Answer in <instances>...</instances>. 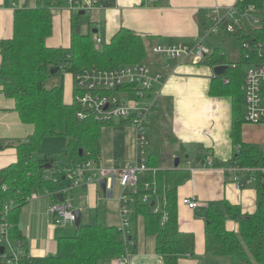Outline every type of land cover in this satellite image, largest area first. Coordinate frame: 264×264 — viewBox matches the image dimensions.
Returning <instances> with one entry per match:
<instances>
[{"label":"trees","instance_id":"obj_1","mask_svg":"<svg viewBox=\"0 0 264 264\" xmlns=\"http://www.w3.org/2000/svg\"><path fill=\"white\" fill-rule=\"evenodd\" d=\"M67 1L39 0L37 8L16 10L13 36L0 43V78L6 80L2 93L13 101V110L21 122L33 128L26 139L14 146L17 161L0 170V221L4 203L14 201L7 221L11 239L20 241L23 247L19 264H114L125 251L118 227L107 225L102 219L82 225L73 237L61 238L55 256L32 257L20 229L22 209L30 203L28 198L33 193H49L54 202L58 201L56 192L60 185L47 176L58 177L65 167L100 159L104 126L93 120L77 119V105L65 102L64 81L53 88L47 87L48 81L58 74L74 76L85 69L110 70L151 59L152 39L126 28L120 29L100 49L96 48L91 33L77 32L72 34L70 48L49 47L47 41L53 34L52 9L66 6ZM245 38L249 39L245 35L238 40ZM205 62L212 68L228 66L226 74L214 78L210 88L212 96L228 97L232 102L230 137L234 155L225 166L244 170L236 172L244 175L245 182L242 180L241 183L252 179L257 194L254 214H244L239 205L227 202L222 208L210 205L205 218L206 254L227 257L231 264H264V144L246 143L243 138L246 124L242 89L244 63L229 62L218 48ZM233 63H237V68L231 67ZM52 69H58L55 75L51 74ZM56 136L68 139L63 151L64 165L62 162L56 164L53 156L36 157L44 140ZM158 149L150 153L148 160V165L157 171L140 178L137 202L131 215L136 219L143 218L144 232L155 238L156 253L163 264H180L182 257L193 255L196 246L194 236L183 233L179 223V189L191 178V172L180 166L175 168L176 160L172 166L163 167L164 152L160 147ZM80 150H83L82 156ZM147 182L156 189L152 204L157 205V198L162 202V209L157 213L148 206L149 203L141 200L146 194L144 184ZM229 220L238 222V232L227 228ZM136 240L132 238V255L137 251Z\"/></svg>","mask_w":264,"mask_h":264},{"label":"crops","instance_id":"obj_2","mask_svg":"<svg viewBox=\"0 0 264 264\" xmlns=\"http://www.w3.org/2000/svg\"><path fill=\"white\" fill-rule=\"evenodd\" d=\"M236 1L114 0L110 6L94 9L90 15L94 18L93 28H98L94 33L100 32L108 43L120 29L126 28L144 38H151L153 46L178 43L193 46L206 29L209 10L215 6L230 7ZM32 6L33 0H0V43L13 36L16 10L31 9ZM72 13L65 7L53 10V30L56 35L48 39L49 47H71L69 22ZM171 64L174 72L166 81L160 108L153 115L157 118L156 136H161L162 126L165 128L169 125L171 131V154L164 157L162 166H172L173 156L179 157L181 163L179 151H184L188 159L191 154L196 155V166L190 169L191 178L180 187L178 194L180 229L183 233L194 236L196 246L193 255L182 257L180 264H231L227 257L206 254L205 218L210 205L222 208L226 202L239 205L244 214H254L257 210L254 185H240V182H245L244 175H239L225 166L234 155L230 137L232 102L228 97L210 94L211 83L216 76L214 68L206 62L195 64L193 61H171ZM69 76L71 81L67 91L65 85L66 103H72L74 96V78L71 74ZM3 87L0 85V170L17 161V150L14 146L33 131L14 112V103L4 96ZM243 138L246 143L263 145L264 124H245ZM100 145L99 157L102 165L121 168L126 162L135 160V131L129 125L117 123L104 126ZM62 147L66 146L62 144ZM162 149L164 150L163 147ZM153 150L151 147L149 153ZM210 162L212 166L209 165ZM68 193H72L70 199H67ZM68 193L65 198L75 211L81 212L82 225L94 224L102 219L107 225L120 226L118 196L106 198L102 189L96 187L76 188ZM185 199L197 201L198 207L190 209L183 203ZM53 203L52 197L44 196L31 201L22 209L20 229L26 237V246L32 257L55 256L59 240L73 237L77 233L71 229L72 224L58 227L51 224L49 210ZM161 204V199H158L157 206ZM131 221L132 238L137 239V251L133 254L131 263L163 264L162 258L156 253L155 238L146 236L144 232L143 218L136 219L132 215ZM227 228L238 232L239 224L229 220ZM0 264H4L2 259Z\"/></svg>","mask_w":264,"mask_h":264},{"label":"built area","instance_id":"obj_3","mask_svg":"<svg viewBox=\"0 0 264 264\" xmlns=\"http://www.w3.org/2000/svg\"><path fill=\"white\" fill-rule=\"evenodd\" d=\"M114 0H68L65 8L72 12H92L103 9ZM39 6V0H33L32 8ZM62 7V8H64ZM62 8H53L62 9ZM210 35L234 37L240 45V56L243 63L250 65L244 81L245 122L249 125L264 124V0H237L233 6H215L209 10L206 17V29L191 47L183 43L174 45H155L151 55L158 58L155 61L124 65L115 69L91 68L85 69L73 76V103L77 105L76 117L79 120H93L103 126L124 123L135 131L136 155L134 161H128L121 168L102 166L100 159H89L86 162L65 167L58 177L47 176L60 185L56 195L63 194L64 201L54 202L49 213L53 226L75 225L77 215L72 204L65 198L66 194L76 188H100L101 182L106 181L107 191L104 197H113L115 184L119 183L122 191L119 193L121 233L125 251L114 264H132V233L131 213L137 202L138 185L141 177L148 173H156L157 169L148 165L151 141L146 126L151 117L160 108L163 89L166 81L172 75L171 61H193L195 64L205 62L213 52L205 39ZM247 35L249 39L238 40ZM102 41L96 45L100 49ZM167 61V62H166ZM237 63L231 67L237 68ZM228 84L229 81L225 80ZM154 151V150H153ZM179 157L173 156V162ZM212 166V162L209 163ZM231 171H244L230 167ZM247 184L253 180L248 179ZM240 185H244L240 182ZM6 190V186H3ZM146 194L141 196L144 203L156 196V189L147 182L144 184ZM152 193V194H151ZM49 193H33L28 201H36ZM160 199V198H157ZM183 203L195 209L198 202L185 199ZM154 204V205H153ZM152 206H155L153 203ZM3 217L0 221V248L2 260L6 264H19L23 255L20 241L10 237V224L7 221L9 212L14 207V201L4 203ZM162 209V204L156 206L155 212ZM165 222V219H164ZM9 250V252H8Z\"/></svg>","mask_w":264,"mask_h":264},{"label":"rangeland","instance_id":"obj_4","mask_svg":"<svg viewBox=\"0 0 264 264\" xmlns=\"http://www.w3.org/2000/svg\"><path fill=\"white\" fill-rule=\"evenodd\" d=\"M72 15L73 16L69 22L70 32L72 34H73V32H76L77 27H80V33H82L84 35H86L88 32L91 33L92 38L95 41V45H97L99 39L103 40L100 48H103V46H105L108 43L107 39H105L100 32L94 33V30H97L98 28H93L94 27V25H93L94 18L92 17V15H90V13H86L85 15H80L79 12H75V13H72ZM55 35H56V32L53 30V34L50 38H54ZM205 44L211 50L218 48L220 50V52L225 55V57L227 58V60L229 62H239L241 60V56L239 53L240 45L234 37L210 35L205 39ZM189 47H191V46H189ZM150 58H151L150 61L156 60L151 54H150ZM150 61H148V62H150ZM249 67H250V65L247 63H244L242 66V76L244 78V81L246 80V76H247ZM5 81H6L5 79L0 78V85L4 86ZM63 81H64V84L66 85V91H67L69 89L70 81H71V78H70L69 74H67V73L58 74L56 76H53L48 81L47 87L53 88L55 86H60L63 83ZM243 88H244V84H243L242 89ZM156 121H157L156 117H151L149 125L146 126V131H147L148 137L151 141V147L154 148V150L156 151V150H159L156 147L159 145H162L159 147H160L161 152L162 151L164 152V154H162V156L165 157L167 154L168 155L171 154V142H169L171 140V136H170L171 131H170L169 125L165 128H163V126H162L161 136H158V134L156 136V133L158 132ZM160 123H162V122H160ZM158 138H161V140H159ZM67 143H68V139L65 137H59V136L49 137V138H47V140L46 139L44 140L40 151H38V153L36 154V157L44 158L48 155L53 156L56 160L55 161L56 164H60L62 162V164L64 165L65 164V156H64L63 151H64L65 147H62V144H63V146H66ZM162 147L164 148V150H162ZM179 153L181 156L180 168L190 170L192 167L196 166V155L195 154H191V157L188 159V158H186L187 154L184 151H179ZM173 163L174 162L172 161L171 165ZM188 163L190 165H188ZM102 166L109 167V166L104 165V164ZM120 191H121V187L119 186V183L116 182L114 195L118 196ZM71 195H72V193H68L67 199L68 198L70 199ZM152 202H153V200L151 199L149 201L148 206H150V208L155 209L157 205L153 207ZM132 210H135V206L132 207ZM131 214H133V212ZM131 218H132V215H131ZM131 226H132V221H131ZM71 229H73L74 231H77V228L75 225H71ZM8 252H9V250H8ZM3 263L6 264L4 261H3Z\"/></svg>","mask_w":264,"mask_h":264},{"label":"water","instance_id":"obj_5","mask_svg":"<svg viewBox=\"0 0 264 264\" xmlns=\"http://www.w3.org/2000/svg\"><path fill=\"white\" fill-rule=\"evenodd\" d=\"M107 5L110 6V3H108ZM79 14H80V15H85L86 12H85V11H80ZM76 32H77V34H80V27H77ZM95 32H96V31H95ZM227 69H228V66H224V65H221V66H217V67H215V68H214L215 76H216V77H222V76H224V75L226 74V72H227ZM57 71H58V69H52V70H51V74H52V75H55V74L57 73ZM82 155H83V150H80V156H82ZM187 158H188V157H187ZM179 166H180V159L178 158V159L176 160V162H175V168H179ZM49 167H51V165H49ZM100 187H101L102 191H103L104 193H106V191H107V184H106V181H102ZM57 199H58V201H60V202L64 201V196H63V194H59V195H57ZM153 205H154V204H153ZM75 212H76V215H77V221H76L75 226H76L77 229H80V228L82 227V223H81V216H82V215H81V212H80L79 210H76ZM3 252H4V248L1 247V248H0V253H3Z\"/></svg>","mask_w":264,"mask_h":264}]
</instances>
